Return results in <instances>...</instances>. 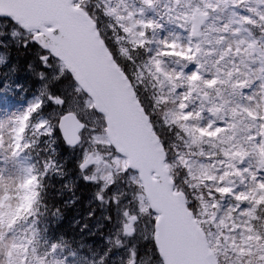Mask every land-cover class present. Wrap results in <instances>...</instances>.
Returning <instances> with one entry per match:
<instances>
[{
  "label": "rangeland",
  "instance_id": "rangeland-1",
  "mask_svg": "<svg viewBox=\"0 0 264 264\" xmlns=\"http://www.w3.org/2000/svg\"><path fill=\"white\" fill-rule=\"evenodd\" d=\"M79 1L95 7L105 30H120L132 41L142 39L144 29L152 33L153 38L143 44L170 84V96L181 103L180 118L192 130L185 140H199L205 146L184 151L179 164L189 178L202 182L199 185L213 199L199 208L202 223L213 228L209 242L219 238L221 248L244 253L254 245L250 243L252 222L257 207L264 205V0ZM196 10L209 19L198 39L192 37L188 20ZM17 34L0 22V39L8 41ZM111 41L119 55H126L122 45L126 39ZM3 60L0 51V63ZM53 71L55 77L66 74L60 63L53 64ZM195 89L208 101H202ZM36 103L35 98L11 104L4 96L0 100V264H18L21 255L1 218L10 217L23 200L27 180L24 163L16 158L14 137L28 108ZM68 104L77 108L83 120L98 126L91 101L70 94ZM49 123L46 118L40 126ZM84 138L78 153L82 175L96 183V196L103 198L108 192L111 197L100 198L102 208L110 205L112 216L105 212L110 221L105 239L121 248L114 259L133 264L128 257L131 241L136 236L146 239L151 232L152 215L140 181L126 172L125 159L112 153L105 133L92 131ZM259 264H264V252Z\"/></svg>",
  "mask_w": 264,
  "mask_h": 264
},
{
  "label": "water",
  "instance_id": "water-1",
  "mask_svg": "<svg viewBox=\"0 0 264 264\" xmlns=\"http://www.w3.org/2000/svg\"><path fill=\"white\" fill-rule=\"evenodd\" d=\"M0 17L12 18L29 32H39L34 36L39 46L63 61L83 92L92 98L95 110L106 114L113 148L128 159V168L140 171L151 210L160 214L155 241L164 263L216 264L204 236L185 211L181 196L172 194L161 147L127 79L113 64L88 17L73 9L71 0H0ZM206 19L204 14L191 19L195 37ZM58 128L67 146L80 143L78 135L84 127L75 116L62 117Z\"/></svg>",
  "mask_w": 264,
  "mask_h": 264
},
{
  "label": "trees",
  "instance_id": "trees-1",
  "mask_svg": "<svg viewBox=\"0 0 264 264\" xmlns=\"http://www.w3.org/2000/svg\"><path fill=\"white\" fill-rule=\"evenodd\" d=\"M88 13L90 12L88 11ZM97 30L101 34V30L99 28ZM6 51L7 64L0 68V84L3 85L0 87V91L14 87L13 96L15 97L20 94L31 97L46 95L49 98L44 105H38L34 109L35 111L33 110L34 114L29 122V127L32 130L29 131L30 136L28 139L31 140V145L27 146L26 152H28L33 161L38 162L36 165L38 164L39 173L43 179L41 181V191L46 198L47 205L53 207L51 211L62 207L64 211L62 215L65 220L69 209L73 213L75 222L73 239L69 237L68 229L66 228L67 233L62 235L60 239L49 240L47 247L54 246L53 249L56 252H64L63 257L73 260L78 259L79 263L86 264V262L92 260L93 262L104 264L107 259L102 260L99 257L105 256L109 247L102 239L105 228L102 227L95 231V228L92 227V220L95 219L96 213L100 211V205L97 200L92 199L94 193L91 187L92 184L81 177L79 164L76 160V150L65 149L61 139H59L56 128L52 127L53 130L48 133L39 132V129L35 128L39 122V117H45L49 114L46 111L51 107V99L61 95L67 98V87L75 88L76 85L70 77L67 78V81L58 80L51 82L49 80L46 67H48V64H52V60H50L47 53L42 52L38 48L31 35H26L25 39L12 40ZM130 57L128 60L129 68L118 59H116V62L130 79L133 91L136 92L138 101L141 103L145 113H148L150 119L159 112L170 113V110L175 105L171 101L168 103L162 99L165 96V89L163 84L156 82L151 77L153 67H151L150 56L144 51L135 50ZM135 65L146 68L149 74L146 79L141 81V84L134 85V79L138 80L136 75H133L134 79H132ZM163 102L165 103L162 107ZM59 109L61 107H58ZM172 119L174 120L172 124L166 126L164 131H160L158 135L161 138L162 145L165 147L168 159L171 160V168L175 169L176 161L173 154L178 149L183 148V138L187 133H185L184 122H180L178 117H173ZM59 169L60 176L54 173ZM56 203L61 205L56 207ZM92 205L96 206L93 207ZM35 214L36 210L33 212L34 216ZM259 232L262 234L260 230ZM146 244L148 245H135V251L140 255L143 254L145 249L148 252L156 251L152 240ZM218 256L216 257L219 264H231L233 261V264L251 263L248 255L241 259H236L235 256L231 259H227L224 255L222 258ZM156 259H158L157 255Z\"/></svg>",
  "mask_w": 264,
  "mask_h": 264
},
{
  "label": "snow or ice",
  "instance_id": "snow-or-ice-1",
  "mask_svg": "<svg viewBox=\"0 0 264 264\" xmlns=\"http://www.w3.org/2000/svg\"><path fill=\"white\" fill-rule=\"evenodd\" d=\"M3 85L2 84H0V87H2ZM0 100H3V97L2 96H0ZM23 121L21 120L20 121V123H22Z\"/></svg>",
  "mask_w": 264,
  "mask_h": 264
}]
</instances>
